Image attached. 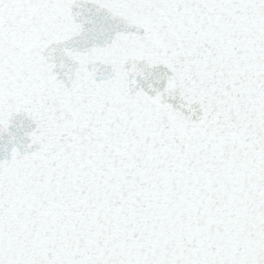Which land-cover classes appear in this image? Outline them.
Listing matches in <instances>:
<instances>
[{
    "label": "snow or ice",
    "instance_id": "obj_1",
    "mask_svg": "<svg viewBox=\"0 0 264 264\" xmlns=\"http://www.w3.org/2000/svg\"><path fill=\"white\" fill-rule=\"evenodd\" d=\"M0 264H264V0H0Z\"/></svg>",
    "mask_w": 264,
    "mask_h": 264
}]
</instances>
